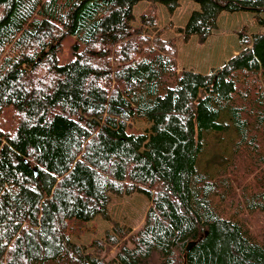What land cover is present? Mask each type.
<instances>
[{
  "label": "trees",
  "instance_id": "obj_1",
  "mask_svg": "<svg viewBox=\"0 0 264 264\" xmlns=\"http://www.w3.org/2000/svg\"><path fill=\"white\" fill-rule=\"evenodd\" d=\"M181 1L0 0V264H264V31L244 24L206 73L180 68L159 4ZM193 1L184 43L224 11L264 28V0ZM70 35L83 46L61 64ZM134 194L135 230L110 212ZM96 216L112 228L73 241Z\"/></svg>",
  "mask_w": 264,
  "mask_h": 264
},
{
  "label": "rangeland",
  "instance_id": "obj_2",
  "mask_svg": "<svg viewBox=\"0 0 264 264\" xmlns=\"http://www.w3.org/2000/svg\"><path fill=\"white\" fill-rule=\"evenodd\" d=\"M148 5L146 1L140 2L134 8L135 16L138 18L140 12ZM199 6L193 0H182L181 5L173 15H170L166 7L159 4V25L165 26L173 20L174 26L163 33L164 38L175 37L179 46L178 64L180 68H193L196 71L206 73L213 66H219L229 57L238 53L244 46L240 45L237 31L247 24L249 32L264 31V28L254 23L253 13L249 11L228 12L224 11L218 18V28L208 37L203 44L198 43L197 37L193 36L187 43L183 42L182 35L177 31L178 27L185 25L191 12ZM134 24H139L138 19ZM226 44L231 45L225 53ZM83 43L75 36H68L62 45L60 63L70 61L74 56L75 49H80ZM193 59L191 64H186L188 59ZM133 126L136 130L147 131L150 123L135 120ZM149 200L142 194L132 196L115 197L110 205L113 219L123 226L131 227L133 230L139 228L143 222ZM90 231L80 236H73V241L80 244H90L95 238H102L107 229L112 228V223L96 216L88 223Z\"/></svg>",
  "mask_w": 264,
  "mask_h": 264
},
{
  "label": "water",
  "instance_id": "obj_3",
  "mask_svg": "<svg viewBox=\"0 0 264 264\" xmlns=\"http://www.w3.org/2000/svg\"><path fill=\"white\" fill-rule=\"evenodd\" d=\"M193 244H194L193 242L189 243V245L187 246V249L189 250Z\"/></svg>",
  "mask_w": 264,
  "mask_h": 264
}]
</instances>
